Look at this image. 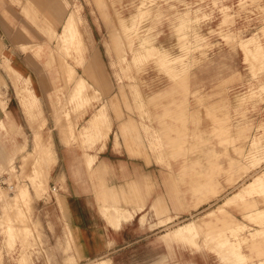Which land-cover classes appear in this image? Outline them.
Returning <instances> with one entry per match:
<instances>
[{"label":"rangeland","instance_id":"rangeland-1","mask_svg":"<svg viewBox=\"0 0 264 264\" xmlns=\"http://www.w3.org/2000/svg\"><path fill=\"white\" fill-rule=\"evenodd\" d=\"M8 1L12 3L21 27L24 23L36 26L38 41L30 46H20L17 52L21 58L30 54L26 60L34 68L32 72L17 58L9 63L8 52H2L5 58L2 64L6 70L0 76V110L5 103H13L18 122L26 135V146L21 148L23 136L17 134L11 140L14 151L11 162L0 167V175L12 185L11 189H0V215L7 211L11 213L10 218H18L16 213L20 210L24 221L19 222L22 228L18 226V232L23 236L22 231L28 230L29 238L26 243L17 236L9 245L0 231V264H29L23 256L28 260V255L35 253L42 239L37 231L40 220L36 217L34 201L57 198V188L62 189L63 178L56 185L52 170L49 174L46 165L54 164L59 143L72 154L78 150L85 153L93 150L99 143L98 139L84 126L88 125L94 112L112 110L114 116L120 114L121 117L145 111L146 98L143 95L159 90L164 81L175 84L187 78L188 71L184 68L220 63L226 66L227 85L223 92L219 87L207 99L215 94H225L226 89L228 96L216 105L198 99L195 149L197 159L205 161V164H210L213 159H228L229 163L223 168L197 167L207 171V174H198L203 179L197 182L198 204L218 194L216 191H204L212 181L210 175H223L229 188L197 210L196 220H193L197 224L195 230L193 224L187 225L185 230L188 235L198 234L199 221L206 223L212 218L222 217L225 227L218 232H206V235L202 232L198 238L216 239L220 253L223 252L229 260L234 256V263L244 256L237 251L240 246L250 244L245 249L251 250L257 258L261 257L258 264H264V0H195L196 9L185 27L193 35H179L184 30H177L180 37L177 43L170 45L171 48L162 46L159 38L151 37L148 28L141 23V19L148 16L144 7L149 3L155 4L156 0H137V21L132 22L130 19L126 21L124 16L125 6L132 5V0H51V17L45 15L39 2ZM71 10L79 11L75 20L76 37L66 38L64 43L68 48H65L61 35L64 20ZM92 16L97 17L96 24L100 26L99 33H95L96 39L90 36ZM81 46L90 56L96 52L110 87L105 80L94 84L88 78L84 79L85 82L79 78L83 75ZM216 73L219 76L220 72ZM34 74L38 80H46L52 94L48 100L45 87L37 88L46 118L43 133L49 132L51 137H47L50 139L47 142L42 136L32 152L33 133L25 121L18 97L16 102L13 101L17 96L16 88L7 84L20 82L29 76L34 78ZM200 89L197 88V94H202ZM111 91L117 98L109 97ZM158 92H152L149 98H157ZM156 109L161 110V106ZM98 116L99 113L94 122L100 131ZM202 122L203 126L208 125L200 128ZM1 128L0 121V131ZM34 183L38 186V194ZM52 186H55L54 190ZM26 188L30 193L27 198L24 194ZM227 207L234 208L237 215L234 217L227 212ZM184 231L181 229L179 234L183 235ZM225 232L234 237L237 248L227 239Z\"/></svg>","mask_w":264,"mask_h":264},{"label":"crops","instance_id":"crops-1","mask_svg":"<svg viewBox=\"0 0 264 264\" xmlns=\"http://www.w3.org/2000/svg\"><path fill=\"white\" fill-rule=\"evenodd\" d=\"M30 1L34 4L39 2L45 15L52 16L51 0ZM136 4L137 0H132V5L125 6L126 21H137ZM196 6L195 0H156L155 4L149 3L144 7L148 16L141 19L142 26L148 28L151 37L162 40L161 45L171 48L182 33L193 35L185 27ZM16 14L12 3L0 0V76L6 70L2 64L4 51L8 52L9 63L17 58L29 72L34 71L26 60L30 54L21 58L17 52L20 46H30L38 41L36 26L24 23L21 27ZM78 15V10H71L64 20L61 39L65 48H68L65 39L72 35L76 37L75 20ZM92 18L90 36L96 39L95 33H99L100 26L96 24L97 17ZM180 29L184 31L178 35L176 31ZM80 48L83 75L79 78L84 82L88 78L94 84L105 80L110 87L96 52L90 56L84 46ZM184 70L188 71V77L175 84L164 81L160 89L155 90L159 91L157 98H149L155 91L143 95L146 98L145 111L120 117L118 112L115 114L119 116H114L112 110L104 112L101 109L98 112L100 133L96 135L99 143L93 150L85 153L77 149L78 152L72 154L65 145L58 144L54 164L51 161L45 163L49 167L48 173L52 170L55 184L63 178L62 189L56 187L57 198L35 199L36 217L40 220L37 231L42 239L35 253L28 255V260L27 256H23L24 261L29 264H258L261 261V257L257 258L251 250L245 249L250 244L240 246L237 251L244 256L234 263V256L229 260L223 252L220 253L216 239L198 238L202 232L206 235V232H218L225 227L222 217L212 218L206 223L199 221L198 234L188 235L185 230L190 224L195 230L197 224L193 220H196L197 210L229 188L223 175H210L212 181L204 191H216L218 194L198 204L197 182L203 180L198 174H207V171L197 167L223 168L228 166L229 160L213 159L210 164H205V161L197 159L195 149L197 101L200 99L211 105L224 101L228 96L227 89L225 94H215L210 99L207 97L216 93L219 87L223 92L228 81L226 66L222 63L199 64ZM216 72H220L219 76ZM39 81L34 74V78L29 76L20 82L7 84L16 88L17 96L13 97V101L16 102L18 97L25 121L33 133L32 152L42 136L47 142L50 140L47 137H51L49 132L43 133L46 118L37 88L45 87L48 100L52 94L46 80ZM197 88H201L202 94L196 93ZM112 96L117 98L113 91L109 97ZM158 106L161 110L156 109ZM15 110L13 103H5L0 110V167L11 162L14 155L11 140L17 134L23 136L21 148L26 146V135ZM98 113L94 112L91 120ZM91 120L84 126L85 129L90 130ZM200 126L204 127L203 122ZM91 133L96 134L94 130ZM188 149V153H181ZM35 183L33 185L38 194ZM24 194L25 198L30 196L28 189ZM230 207L226 211L237 215ZM10 214L6 211L0 215V231L5 240L12 245L15 238L21 236L28 243V230L25 233L22 231L23 236L18 232V226L22 228L19 222L24 221L22 212L19 210L16 213L18 218H10ZM181 229L185 230L183 235L179 234ZM226 235L236 246L234 237ZM29 242L32 244L31 239Z\"/></svg>","mask_w":264,"mask_h":264},{"label":"bare ground","instance_id":"bare-ground-1","mask_svg":"<svg viewBox=\"0 0 264 264\" xmlns=\"http://www.w3.org/2000/svg\"><path fill=\"white\" fill-rule=\"evenodd\" d=\"M84 85H82V87H83ZM80 87H81V85H80ZM89 128H90V132L91 131H93L94 129L95 130H97V128H98V131H95L96 132V134L95 135H97L98 136V134L100 133L99 132V127L95 124V122H94V120H91V122L89 123ZM91 135V134H90ZM94 136V135H93ZM38 142V141H37ZM7 158L9 157V156H6ZM15 198H13L12 200H14ZM8 228H9V226H8Z\"/></svg>","mask_w":264,"mask_h":264},{"label":"built area","instance_id":"built-area-1","mask_svg":"<svg viewBox=\"0 0 264 264\" xmlns=\"http://www.w3.org/2000/svg\"><path fill=\"white\" fill-rule=\"evenodd\" d=\"M4 187L11 189L12 185L7 183L6 180L3 178V176L0 175V189L4 188ZM54 189H55V186H52V190H54Z\"/></svg>","mask_w":264,"mask_h":264}]
</instances>
